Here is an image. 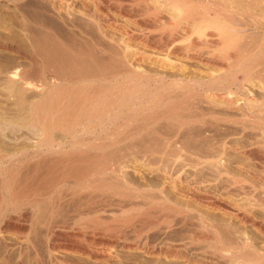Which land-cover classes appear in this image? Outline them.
<instances>
[{
	"label": "bare ground",
	"instance_id": "1",
	"mask_svg": "<svg viewBox=\"0 0 264 264\" xmlns=\"http://www.w3.org/2000/svg\"><path fill=\"white\" fill-rule=\"evenodd\" d=\"M123 1L0 0L28 43L11 27L0 40L15 61L0 66V94L13 118L41 130L31 145L0 146L2 250L17 249L14 264H127L110 251L119 247L166 264H264V195L245 191V204L222 195L228 183L244 184L233 170L249 158L264 167L262 138L251 141L261 150L233 138L249 127L264 135L247 124L248 114L264 117V0ZM111 13L146 31L119 26ZM77 26L109 43L97 47L107 55L59 38ZM25 162L20 180L11 169ZM118 211L127 216L106 233L102 214ZM92 214V234L69 231L73 218Z\"/></svg>",
	"mask_w": 264,
	"mask_h": 264
},
{
	"label": "rangeland",
	"instance_id": "2",
	"mask_svg": "<svg viewBox=\"0 0 264 264\" xmlns=\"http://www.w3.org/2000/svg\"><path fill=\"white\" fill-rule=\"evenodd\" d=\"M126 3H127V0H124L123 1V4L124 5H126ZM2 7V8H1ZM7 11H5V10ZM3 10V11H2ZM0 14L2 15V17L3 18H1V23H0V40L1 41H8V40H10L11 38H9V37H11V34H12V32H10V30L9 29H11V28H13V29H15V31H13L14 33V37H15V39H17V41L20 43V42H22L21 44H23V42L24 43H27V41H24V40H26L25 38H24V35L23 34H20L21 32H22V26H23V22L22 21H20L19 22V20H16L15 19V21L14 20H12L11 18H10V16H9V14H10V11L8 10V8L7 7H5L4 5H0ZM3 13V14H2ZM5 13H6V15H7V13H9L8 14V16H6L5 15ZM114 13V12H113ZM113 13H111V15L112 16H114L113 15ZM117 14V15H116ZM5 15V16H4ZM110 15V16H111ZM4 17H6V18H4ZM7 17H9L11 20H12V22H10L11 20H9V19H7ZM110 18V17H109ZM112 18V17H111ZM115 21H117L118 22V25L119 26H121V25H124L125 23L127 24V25H129L130 27H134V22H131V21H133V20H131V19H125V17L123 18L122 16H120V15H118V13H115V16H114V18H113ZM7 20V21H6ZM14 21V22H13ZM125 21V22H124ZM116 22V23H117ZM123 22V23H122ZM132 23V24H131ZM125 24V25H126ZM13 25V26H12ZM46 25V24H45ZM80 25H83V24H80ZM11 27V28H10ZM135 27H136V25H135ZM135 27H134V29H135ZM142 27H144V26H142L141 25V27H139L140 28V30H138L139 28L138 27H136V31L135 32H137L138 31V33H141L140 31H142V29H144V28H142ZM9 28V29H8ZM85 28H87V27H85V26H83V27H80V26H77L75 29H73L74 31L72 32L71 30L68 32V31H66V30H64L63 31V33H62V31L59 33V35H60V39L61 40H63V42L65 41V43L67 42V44L69 43V45H71L72 44V46L71 47H75L74 49H76L77 47H79V46H81L82 45V47H81V49H83V51H84V53L86 52V53H88L90 50H92L91 52L94 54V56H96V55H98V58H100V55H102V53L101 52H99V50H98V48L97 47H99V45L101 44V43H103V38L102 37H100L97 33L94 35L93 33H95V31L93 30V28H91L92 29V31H94L93 33L92 32H90L89 33V31H88V33H85L86 32V30H89V29H85ZM12 29V30H13ZM20 29V30H19ZM85 29V30H84ZM9 30V31H8ZM21 31L19 34L18 33H16L17 31ZM81 30H83L84 31V33H80V31ZM109 31H111V32H116V30H112V29H110ZM143 31H146V29H144ZM143 31H142V33H143ZM10 32V33H9ZM66 32H68V34L66 33ZM61 34H63V36H61ZM70 37H68L67 35ZM70 34V35H69ZM77 34V35H76ZM20 37H19V36ZM17 36H18V38H17ZM22 38H24V39H22ZM77 38V39H76ZM67 39H69V40H67ZM72 40V41H71ZM70 41V42H69ZM105 42H107L106 40H104ZM82 42V43H81ZM86 42V43H85ZM71 43V44H70ZM75 43V44H74ZM99 43V44H98ZM28 44V43H27ZM26 44V45H27ZM87 44V45H86ZM109 44V43H108ZM108 44H101V45H108ZM76 45V46H75ZM110 45H108V47H109ZM27 48V50L29 51V50H31V51H29V53H31L30 55H32V48H31V46L30 45H28V46H26ZM30 47V48H29ZM85 47V48H84ZM80 48V47H79ZM78 49V48H77ZM85 50H89V51H85ZM90 52V54L92 55V53ZM1 54H0V66H5V67H7V66H11L12 64H14V59H12L13 57H9L8 56V54H6L5 52L3 53V52H0ZM96 53V54H95ZM98 53H100V54H98ZM3 55V56H2ZM41 55L42 54H40V56L38 57V61H41L40 63H39V65H38V67L40 68V66L42 65L43 66V63H46V59L45 58H47V57H45L47 54H45V52L43 53V55H44V57H41ZM42 55V56H43ZM103 55H107L106 53H104ZM102 55V56H103ZM48 56V55H47ZM93 56V55H92ZM101 56V57H102ZM97 57V56H96ZM96 57H94V58H96ZM8 58V59H7ZM44 58V59H43ZM105 59L106 58V56H104V57H102V59ZM4 59V60H3ZM41 59V60H40ZM43 59V60H42ZM9 60H10V62H9ZM100 60V59H99ZM14 61V62H13ZM101 61V60H100ZM100 61H98L99 62V65H101V66H99L100 68V70H102V71H104V69L102 68V67H105V66H103V65H105L103 62H100ZM10 63V64H9ZM101 63V64H100ZM4 64V65H3ZM15 64H17V63H15ZM42 66H41V68H42ZM109 79H112V78H109ZM115 80L114 79H112L111 80V82H114ZM80 83L81 82H78V83H75V87H78V86H80ZM82 84V83H81ZM83 84H85V83H83ZM95 85H100L99 83H94ZM110 87V86H109ZM31 94V93H30ZM31 95H34V92L31 94ZM32 97V96H31ZM3 97V95H1L0 94V108H4L6 111H9V107H11L13 104H12V102H10V101H8L6 98H4ZM12 104V105H11ZM7 107H8V109H7ZM43 110H45V108H43L42 110H41V113L43 112V117H46L45 115H47L46 113L48 112V110H46L45 112L43 111ZM2 111V110H1ZM11 111H13V109L11 108V110L9 111L10 113L9 114H2V113H0L1 115H0V146H4L5 144L6 145H11L12 147H14L15 146V144L16 145H19V144H28V145H31L32 144V142H34V140L38 137L37 136V133H39V132H41V130H40V125L38 126V124H36V122H34V121H30V122H28L27 124H24V123H21L20 121H17L15 118H13V116H14V114H11V113H14V112H11ZM41 113L39 114L40 116H41ZM48 114H50V112H48ZM6 115V116H5ZM13 115V116H12ZM234 115H236V114H234ZM239 116L238 117H240V115L241 114H238ZM257 115V116H256ZM3 116V117H2ZM262 116V115H261ZM15 117V116H14ZM248 117H249V119H247V121H248V123L247 124H253V122H256L255 124H257V125H259V126H264V117H263V120L262 121H260V120H257L256 121V119H259V117H258V114H248ZM256 117V118H255ZM258 117V118H257ZM257 122H259V123H257ZM260 124H262V125H260ZM240 126V125H239ZM258 126V127H259ZM251 131V132H250ZM59 132L61 133V130L59 131V130H56L55 132H54V136H56V138H59V139H61L60 137H62L63 138V136L61 135V134H59ZM63 132V131H62ZM259 132V133H258ZM34 134H36V135H34ZM257 134V135H256ZM259 134V135H258ZM33 135V136H32ZM244 135V136H243ZM256 136V137H255ZM258 136V137H257ZM264 136V135H263ZM263 136L261 135V133H260V131H259V129L258 130H256V131H254V129L253 128H251V127H249L248 129H247V131H245V133H243L242 134V136H241V134H238V135H235L233 138H234V140L236 141V143H238L239 145L240 144H247V142H248V146L250 147V148H255V150H261V146H259V145H257L258 143H257V140H258V138L260 139V140H264V138H263ZM248 138L247 139V141L244 139V138ZM252 137H254V138H252ZM30 138V139H29ZM262 138V139H261ZM33 139V140H32ZM251 139H253V140H251ZM243 140H245V141H243ZM4 141V142H3ZM256 142L257 144H255L254 145V143H252V142ZM245 142V143H244ZM8 143V144H7ZM13 143H14V145H13ZM252 143V144H251ZM8 145V146H9ZM10 146V147H11ZM263 149V148H262ZM263 152H264V150H263ZM264 154V153H263ZM253 159H255V158H252V159H250L249 158V161H246L245 162V165H246V169H244L243 171H237L236 169H234L233 171H234V173H237L236 175H238V178L240 179L241 178V180H243V185H234L233 186V184H231V185H229V183H228V185L226 186V188L225 189H227V190H223V192H222V195H223V197H225V196H229L230 195V197H231V199L232 200H234L233 198H235V200L236 199H238L237 200V203H241V202H243V204H245L244 202H245V200H246V202H247V197H248V199L250 198V197H252L251 195H250V193H249V196L247 195L248 194V192H252V195H253V193H255L254 195H256V194H258V195H264V167H262V163L260 162L261 160H259L258 158H256L255 160H253ZM248 162V163H247ZM24 164H26V165H24ZM24 168H23V167ZM29 166V165H28ZM27 166V163L25 162V163H23V164H21V166L20 165H13L12 166V169H11V166L9 167V169H11V171L12 170H14V169H17L18 167V169H20V172H19V176H18V178L20 177V180H22V178H23V173H25L28 169L27 168H29ZM258 166V167H257ZM260 166V167H259ZM14 168V169H13ZM22 168V169H21ZM26 168V169H25ZM260 168V169H259ZM262 169V170H261ZM24 170V171H23ZM237 171V172H236ZM263 171V172H262ZM23 172V173H22ZM239 173V174H238ZM241 173V174H240ZM20 174H21V176H20ZM22 177V178H21ZM0 179H1V177H0ZM245 181V182H244ZM263 182V183H262ZM72 183V181L71 180H69L68 182H67V185H68V187L70 186V184ZM51 184V183H50ZM49 185V184H48ZM72 185V184H71ZM233 186V187H232ZM237 186H239V188L237 187ZM243 186V188H244V190H242L243 188H240V187H242ZM228 187V188H227ZM249 187V188H248ZM253 187H254V189H253ZM231 191H230V190ZM238 189V190H237ZM249 189H251V190H249ZM252 189H253V191H252ZM249 190V191H248ZM56 191V192H55ZM54 191V193H52L50 196H48V197H46L43 201H41V205L39 206L40 208H44L45 206H48V204L50 205L53 201H54V199H55V196H56V194H57V191L58 190H55ZM247 192V194H246V192ZM255 191V192H254ZM217 192H219V189H218V191ZM225 192V193H224ZM224 193V194H223ZM228 193V194H227ZM36 196V195H35ZM247 196V197H246ZM53 197V198H52ZM230 197H226L225 198V200L226 199H230ZM233 197V198H232ZM243 197L245 198V199H243ZM254 197H256V196H254ZM36 198H40V196L38 197V195H37V197ZM43 199V198H42ZM227 200V201H229V202H231L232 200ZM243 199V200H242ZM241 200V201H240ZM52 201V202H51ZM239 201V202H238ZM242 204V203H241ZM44 206V207H43ZM27 207H29V205L27 206ZM31 207V206H30ZM29 207V208H30ZM4 207L3 206H1V208H0V219H2L3 217L2 216H4L5 215V213H2V209H3ZM34 209V208H33ZM9 210H11L9 213L10 214H12V215H14V214H19L20 212H21V210L22 209H20V211H12L13 209L12 208H10ZM258 211H260V210H258ZM257 211V212H258ZM15 212V213H14ZM38 214H37V213ZM123 212V211H122ZM121 211H118L115 215H113V214H111L110 215V213H103L102 214V218L105 220V226H108V224L109 225H111V226H108L109 228H110V230L111 231H109V229L108 230H105V232L106 233H109V234H115V232H113L114 230L113 229H115V226H117L118 225V221L120 222V220H121V222H122V220L127 216V214L126 213H122ZM261 212V211H260ZM260 212H258V215L260 216H263L264 215V213H260ZM36 213V214H35ZM40 213H41V211H36L35 209H34V213L32 214L34 217L35 216H39L40 215ZM159 212H157V216L159 215V217L158 218H160L161 216H160V213L158 214ZM105 214V215H104ZM108 214V215H107ZM154 214V213H153ZM93 215L96 217V216H98V215H95V214H92V215H90V216H86V218L85 219H87V221H85V219H83V221H82V223H84V221H85V223L84 224H86V225H88L89 226V224L88 223H86V222H88V221H91L90 219H95V217H93ZM99 215H101V214H99ZM110 215V216H109ZM155 215H156V212H155ZM37 216V217H38ZM152 217L154 216V215H151ZM8 217H9V215L8 216H6V217H4V220H6V218L8 219ZM33 217V218H34ZM37 217H35V219L37 218ZM90 217H93V218H90ZM101 217V216H100ZM32 218V220L29 222V227H30V229H29V233H30V235H32V236H34V230H35V228L36 227H39V225H37L36 223H35V219H33ZM101 218V219H102ZM151 218V217H150ZM154 218V217H153ZM157 218V219H158ZM89 219V220H88ZM154 219H156V217L154 218ZM3 220V219H2ZM77 220V221H76ZM76 220L73 218V221H71V224H72V226L70 225V227H71V229H69V231L71 232V233H75V234H78V233H87L88 235L91 233L92 234V232H94L93 230H95V228L93 227H88L87 228V226L85 225L84 226V224L82 225V223H81V221L80 220H82V219H79V218H77L76 217ZM159 220V219H158ZM103 221V220H102ZM107 221V222H106ZM104 222V221H103ZM113 222V223H112ZM32 223H33V226H32ZM108 223V224H107ZM116 223H117V225H116ZM107 224V225H106ZM115 224V225H114ZM112 225H113V227H112ZM85 228H84V227ZM34 227V228H33ZM83 227V228H82ZM113 230V231H112ZM109 231V232H108ZM32 233V234H31ZM10 236H12V235H10ZM9 236V237H10ZM13 237V236H12ZM56 238H58L57 240H59V241H62L63 240V238H62V236H58L57 235V237ZM61 238V239H60ZM258 238V239H257ZM257 238H255V239H257L258 241H259V237H257ZM256 240V241H257ZM261 240V239H260ZM120 246V245H119ZM118 246V247H119ZM2 246L0 245V262L2 261V263H0V264H14V259L17 257V255H19V254H17V253H19L18 251H17V249H16V251L15 250H13L12 252L11 251H9V252H4V251H7V250H5V249H3L2 250V248H1ZM118 247H116V248H118ZM115 249V248H114ZM114 249H110V251L111 250H113V251H111V252H114V251H117V252H119V253H121L120 255H122V256H120V258H122V259H124V261H126V263L128 264H166L165 263V261L164 260H159L158 259V261H157V258H151V257H146V255H144V253H142L141 251H139L138 250V252L137 251H124V250H122L120 247L118 248V250H114ZM121 251H120V250ZM3 251V252H2ZM15 251V252H14ZM13 253V254H12ZM136 253V254H135ZM5 254V255H4ZM10 254H12V255H10ZM132 256H131V255ZM4 255V256H3ZM25 256H28V254L26 255L25 254ZM128 256V257H127ZM5 257H7V258H5ZM11 257V258H10ZM13 258V259H12ZM126 258V259H125ZM128 259V260H127ZM147 259V260H146ZM11 260V261H10ZM138 261H139V263H138ZM13 262V263H12Z\"/></svg>",
	"mask_w": 264,
	"mask_h": 264
}]
</instances>
